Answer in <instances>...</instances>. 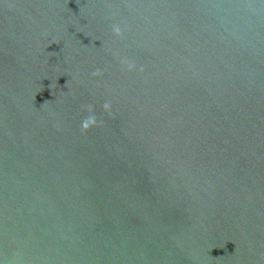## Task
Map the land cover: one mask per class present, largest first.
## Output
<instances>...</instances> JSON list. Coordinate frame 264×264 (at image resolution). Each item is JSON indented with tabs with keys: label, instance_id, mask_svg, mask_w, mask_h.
<instances>
[{
	"label": "water",
	"instance_id": "water-1",
	"mask_svg": "<svg viewBox=\"0 0 264 264\" xmlns=\"http://www.w3.org/2000/svg\"><path fill=\"white\" fill-rule=\"evenodd\" d=\"M0 264H264V0H0Z\"/></svg>",
	"mask_w": 264,
	"mask_h": 264
}]
</instances>
